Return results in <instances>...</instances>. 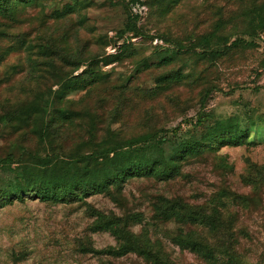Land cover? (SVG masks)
Segmentation results:
<instances>
[{
    "label": "trees",
    "instance_id": "obj_1",
    "mask_svg": "<svg viewBox=\"0 0 264 264\" xmlns=\"http://www.w3.org/2000/svg\"><path fill=\"white\" fill-rule=\"evenodd\" d=\"M45 1L0 0V43L8 44L0 53V66L17 56V62L21 60L23 63L12 65L8 70L13 75H21L19 82L29 84L26 91H35L32 96L36 94L35 97H26V103H19L0 121L12 125L15 131L26 129V138L35 137L39 145L49 147L44 156L28 154L17 147L18 151L23 150L18 158L9 154L0 161V168H4V173L10 176L0 185V209L16 201L25 202L27 198L52 205L80 203L94 220L91 231L109 233L117 243L102 250H96L87 243L83 253L113 259L136 254L148 264H177L159 240L152 241L147 228H143L141 233L132 229L141 220L140 213L125 216L113 211L105 213L94 209L87 199L105 195L120 203L122 190L130 181L154 178L167 182L181 174L183 162L191 156L217 152L229 145L239 146L245 141L244 136L236 127L220 124L203 132L201 140L176 144L168 152L163 148L166 140L159 136L163 129L123 136L121 130H112L111 124L117 123L125 111L131 112L128 95L138 102L148 99L151 103L161 104L164 101L180 106L185 103L182 101L185 91L200 88L199 96L202 102L205 101L214 85L206 84V71L197 70L198 65L215 63L235 50L252 45L245 44L242 39L232 42L231 37L237 33L225 34L227 23L221 17L212 25L210 33L190 35L184 39H175L171 32L156 37L139 26L142 11L134 12L135 6L148 7L151 16L166 18L175 12L177 6H183V0H108L112 8L119 6L124 12L123 25L116 29L114 38L100 35L88 15L90 8L97 5L96 0H70L62 9H53L48 19H40L35 38L33 32L17 35L6 32L18 22L22 9L42 6ZM245 17H249L248 25L239 33L253 37L264 30V4L248 14L246 12ZM49 19L54 20V25L48 27L49 36L46 38L42 33ZM6 20L9 22L5 23ZM32 20L38 19L35 17ZM81 30L89 33V37L82 40ZM139 37L143 38L142 43L159 38L170 44L169 48H156L153 56L137 61L144 71H155L153 87L142 90L128 85L118 89L126 110L123 103L119 104L107 116L103 114V120L98 105L111 95V89L104 91V96L94 106L86 105L87 98L94 91L108 87L112 80L111 72H102L100 64L108 66L122 62L126 56L133 57L135 44L132 40ZM119 42H122L120 48L117 46ZM212 42L217 44V48H211ZM109 45H113L112 53L105 52ZM189 61L190 72L185 74ZM57 68L62 74L57 77L58 90L41 93L39 89L45 83L43 77ZM82 68L85 70L76 75L75 72ZM10 80L4 76L0 82ZM32 82L34 84H30ZM80 90L86 91L81 99H69L70 94ZM197 123L201 125L203 118H198ZM85 126L87 140L83 139L70 148L68 133L75 127L83 129ZM220 160L222 163L221 157ZM223 165L230 168L226 162ZM242 181L253 190L263 186L264 164L249 163ZM223 194L229 195L227 192ZM233 200L245 208L249 197L234 194ZM218 202L216 205H194L182 198L159 196L153 206L156 219L189 227L186 234L184 230H179L173 238L174 244L182 250L199 255L211 264H263L253 262L240 252L236 230L238 213H234L228 203Z\"/></svg>",
    "mask_w": 264,
    "mask_h": 264
},
{
    "label": "rangeland",
    "instance_id": "obj_2",
    "mask_svg": "<svg viewBox=\"0 0 264 264\" xmlns=\"http://www.w3.org/2000/svg\"><path fill=\"white\" fill-rule=\"evenodd\" d=\"M69 2L70 0H46L42 6L33 5L22 9L18 22L13 25L12 30L6 32L14 35L33 32L35 38L40 19L47 18L53 13V9H62ZM96 4L88 11L96 31L100 35L107 34L109 38H114L116 29L119 30L123 25V9L119 6L112 8L108 0H96ZM263 4L264 0H183V6H177L175 12L166 18L151 16L148 7L133 8L134 12L139 9L142 11L139 26L145 27L146 32L156 37L165 32H171L175 39H184L190 35L202 36L210 33L212 25L221 17L227 23L224 33H237L231 37L232 42L242 39L245 44L252 45L235 50L215 63L198 65L197 70L206 71V84L214 85L205 101L202 102L199 96L202 90L200 88L185 91L182 97L185 103L180 106L164 101L161 104L151 103L148 99L138 102L135 97L128 95L126 97L130 101L131 112L125 111L117 123L111 124L112 130H121L123 136L163 129L159 136L166 140L163 148L168 152L176 144L193 139L201 140L203 132L220 124L232 125L244 136L245 141L239 146L229 145L217 152L191 156L183 162L181 174L167 182L154 178L130 181L122 190L120 203L105 195L87 199L94 209L105 213L113 211L119 216L140 213L141 220L132 229L141 233L143 228H147L152 241L159 240L177 264L211 263L174 244L173 238L179 230H184L186 234L190 229L184 224L174 221L164 223L155 218L153 204L159 196L168 199L182 198L194 205H216L219 200L228 203L229 208L238 213L236 230L240 252L253 262L264 264V185L253 190L242 181L249 163L264 164V30L253 37L239 33L248 25L249 17H245L246 12L248 14L253 8ZM35 17L38 20H32ZM53 25L54 20L49 19L42 36L48 38V27ZM80 34L83 36L82 40L90 35L83 30ZM142 40V37L132 40L135 44L133 57L126 56L122 62L108 66L100 64L102 72H111L112 80L108 87L94 91L86 103L94 106L104 96V91L111 89V95L98 105L101 108H98L100 115L107 116L122 103L126 110L118 89L128 85L142 90L153 87L155 71H144L137 61L153 56L156 48H169L170 44L159 38L145 43ZM121 44L119 42L117 46L120 48ZM7 47L6 42L0 43V53ZM112 47L113 45L106 47L105 52L112 53ZM211 48H217V44L212 42ZM21 63L23 61L17 62V56H14L0 66V80L4 76L7 80L11 79L9 82H0V119L19 103H26V97L36 95L32 96L35 91H26L29 84L19 82L21 75H13L8 70L12 65ZM190 63L191 61L185 68V74L190 72ZM83 70L85 69L82 68L75 74ZM50 71L43 77L45 83L39 89L41 93L59 88L57 77L62 75L60 68ZM85 93L86 91L81 90L73 92L69 99L79 100ZM105 116H102L103 120ZM200 117L203 118L201 125L197 123ZM86 126L83 129L75 127L68 133L70 148L83 139L87 140ZM17 147L28 154L40 156H44L49 149L39 145L35 137L26 138V129L15 131L12 125L0 121V161L9 154L18 158L23 150L18 151ZM220 157L230 168L227 169L223 162L220 163ZM3 170L4 168H0V185L10 177ZM223 192L229 195H224ZM234 194L248 196V205L243 208L234 202ZM93 221L86 207L80 203L52 205L27 198L25 202L16 201L5 206L0 209V264H148L136 254L113 259L83 253L82 249L87 243L96 250L117 244L109 233H93L90 228Z\"/></svg>",
    "mask_w": 264,
    "mask_h": 264
}]
</instances>
